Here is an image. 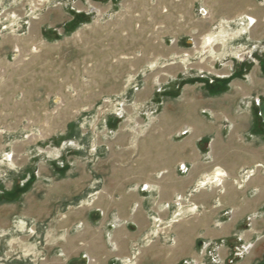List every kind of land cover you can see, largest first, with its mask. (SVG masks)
Segmentation results:
<instances>
[{
  "label": "crops",
  "instance_id": "crops-1",
  "mask_svg": "<svg viewBox=\"0 0 264 264\" xmlns=\"http://www.w3.org/2000/svg\"><path fill=\"white\" fill-rule=\"evenodd\" d=\"M236 2L220 0L214 8L200 4L206 15L197 9L193 17L210 28L198 30L201 45L217 28L232 27L243 16L254 18L251 24L242 21L247 26L242 42L252 48L246 63L217 47L195 53L198 61L186 67L182 51L174 57L180 60L162 67L157 77L148 74L128 100L119 98L122 74L104 77L113 86L102 90L119 92L120 100L110 104L123 103L124 110L122 117L109 115L116 126L97 162L91 168L78 162L65 179L53 178L48 165L40 164L44 179L36 180L34 191L17 203L0 205L3 232L13 218L45 224L38 264H264V122L259 111L264 102V0L242 11ZM111 8L102 0H62L31 22L28 36L0 39V65L8 63L15 48L24 52L28 42H37L44 29L69 22L70 10L106 14ZM115 38L120 40L118 34ZM196 74L207 81L229 77L226 90L212 93ZM245 172L251 174L243 178ZM178 197L197 211L174 206ZM181 211H186L182 218L173 216ZM171 216L178 220L167 230L174 243L154 239L157 226L164 229Z\"/></svg>",
  "mask_w": 264,
  "mask_h": 264
},
{
  "label": "rangeland",
  "instance_id": "rangeland-1",
  "mask_svg": "<svg viewBox=\"0 0 264 264\" xmlns=\"http://www.w3.org/2000/svg\"><path fill=\"white\" fill-rule=\"evenodd\" d=\"M129 1L102 0V4L112 7L106 14L93 9L87 14L70 10L69 22L56 29H44L37 42H28L24 52L15 48L8 63L0 65V205L17 203L34 191L36 180L44 179L40 164L48 165L53 178L65 179L78 162L90 168L97 162L100 148L116 126L109 115L117 118L115 111L119 109L110 104L119 92L102 90L113 86L102 81L104 77L122 74L124 89L119 98L128 100L142 89L148 74L155 73L157 77L162 67L178 62L179 52L190 53V67L200 57L194 55L196 51L210 50L197 38L200 28H210L196 22L193 14L200 4L214 8L211 5L220 0ZM254 1L238 0L235 6L242 11L243 6ZM61 2L0 0V39L28 36L31 22ZM128 3L132 5L128 7ZM221 7L226 10V2ZM11 13L22 24L16 31L15 27L3 29L11 24ZM115 23L122 27L116 28ZM232 27L225 35L235 33L239 23ZM242 37L234 43L236 48L239 43L244 45ZM190 40L195 41L196 48H192ZM196 76L202 78L201 74ZM8 156L11 162L5 160ZM14 163L17 170L10 166ZM174 224L160 229L154 239L173 244L174 238L167 230ZM44 225L32 219L13 218L6 231L0 230V244L7 241L0 251V264H38L46 244ZM30 229L33 234L27 232ZM135 247L134 258L140 246Z\"/></svg>",
  "mask_w": 264,
  "mask_h": 264
},
{
  "label": "bare ground",
  "instance_id": "bare-ground-1",
  "mask_svg": "<svg viewBox=\"0 0 264 264\" xmlns=\"http://www.w3.org/2000/svg\"><path fill=\"white\" fill-rule=\"evenodd\" d=\"M39 2H42L43 0H37ZM238 20V19H237ZM243 20H248L250 22L254 21V18H251V17H248V16H243V18H241L239 23H242ZM17 19H12L11 21H9L11 24H13V26H15V24L17 23ZM236 21V20H235ZM226 22V21H225ZM18 25V24H17ZM243 26H239V27H235L237 28V30L235 31V33H231L229 35H225V33H228L230 30H232L233 27H231L230 25L227 26L226 24L217 28L216 31L211 35H206L203 37V47H206L209 46L210 47V52L212 53L213 52V49L212 47H221L222 50H223V53H228V54H231V59L235 62H238L239 60H241V56L238 58L237 56L239 54H243L244 52L246 54H250L252 51H251V47H246V45L243 47L241 43H239V45L241 44V46L238 45V47L236 48L234 46V43L239 40V37L240 35H243L245 34L246 32V25L242 24ZM234 29V28H233ZM234 31V30H233ZM245 37V36H244ZM243 43V42H242ZM196 43L193 42V46L192 48H196L195 46ZM191 45V43H190ZM232 45V46H231ZM202 48V47H201ZM254 49V48H253ZM17 51V49H16ZM203 52V50H199V51H196V53H200V52ZM195 52V51H194ZM189 52H184L183 53V56L182 57V63L185 64V66L187 65V61H188V56H189ZM239 59L238 61H236V59ZM225 63V62H224ZM223 63V64H224ZM187 67V66H186ZM108 100H105L104 103H108L107 102ZM117 108H119L118 112H116V115L118 117H121L122 114H120V112H123L124 110V104L123 103H120L119 105H117ZM5 160H7L8 162H11V156H8V158H6ZM11 166V164H10ZM215 183L218 182V179H215L214 181ZM211 183V182H210ZM214 183V184H215ZM217 184V183H216ZM177 207L179 208L180 205H177ZM193 208V207H192ZM191 213V212H190ZM174 221H178L177 219H173ZM156 222L157 223H161V220L160 219H156ZM30 233H32L31 230H29ZM155 232V231H154ZM153 232V233H154ZM158 233V231H157ZM156 233V234H157ZM155 234V233H154Z\"/></svg>",
  "mask_w": 264,
  "mask_h": 264
},
{
  "label": "built area",
  "instance_id": "built-area-1",
  "mask_svg": "<svg viewBox=\"0 0 264 264\" xmlns=\"http://www.w3.org/2000/svg\"><path fill=\"white\" fill-rule=\"evenodd\" d=\"M201 12V16H205L206 15V12H204V11H200ZM11 17H10V20L11 19H19V18H17L14 14H12L11 13ZM18 24V23H17ZM241 25L243 24V22L242 23H240ZM250 24H251V22H250ZM22 26V24L21 23H19L18 25H15V26H13V24H9V26H6V27H4L3 29L4 30H6L8 27H15V28H13L14 29V31H16V30H18L19 28H22L21 27ZM13 29H11L12 31H13ZM190 43H192L193 44V41H189ZM191 46H193V45H191ZM241 56V60H239L238 58ZM238 58L236 59V61H238V62H240V63H244L245 62V60H247V58H248V54H246L245 52L243 53V54H239L238 56H237ZM253 57V56H252ZM202 77V76H201ZM202 79V78H201ZM210 84L213 82V79H211V80H209L208 81ZM251 173H248L247 174V172H245V173H242V175H244L243 176V178H246V177H248L249 175H250ZM236 184H237V182H235ZM203 186H208L209 187V185H211V184H205V183H203L202 184ZM188 201L186 200V199H184V198H181V197H178V198H176V200L174 201V206H177V205H183V206H187V205H190V206H192L193 208H192V211H190V210H188V211H190L191 213H193V212H196L197 211V207L196 206H194L193 204H190V203H187ZM185 213H186V211H181L180 213H175V216L176 215H178L177 216V218H182L184 215H185ZM174 216V217H175ZM170 223H173V222H168L167 224H166V227L168 226V224H170ZM152 224H154V221L152 222ZM154 226V225H153ZM158 228H157V230H158V234L157 235H159V232L163 229L162 227H159V226H157ZM161 229V230H160ZM31 230V229H30ZM32 231V230H31ZM29 234H33V231H32V233H30L29 231H27ZM153 237H155V236H153ZM137 251V248L136 247H134V249H133V252L132 253H135V252ZM136 254V253H135ZM41 256V255H40Z\"/></svg>",
  "mask_w": 264,
  "mask_h": 264
},
{
  "label": "trees",
  "instance_id": "trees-1",
  "mask_svg": "<svg viewBox=\"0 0 264 264\" xmlns=\"http://www.w3.org/2000/svg\"><path fill=\"white\" fill-rule=\"evenodd\" d=\"M199 80L205 81V84H206V86L209 87L210 91H212V93H214V94H217V93L224 92L226 90L229 78H227V79H214L211 84L205 79H199Z\"/></svg>",
  "mask_w": 264,
  "mask_h": 264
},
{
  "label": "water",
  "instance_id": "water-1",
  "mask_svg": "<svg viewBox=\"0 0 264 264\" xmlns=\"http://www.w3.org/2000/svg\"><path fill=\"white\" fill-rule=\"evenodd\" d=\"M260 116L264 122V102L259 106Z\"/></svg>",
  "mask_w": 264,
  "mask_h": 264
}]
</instances>
